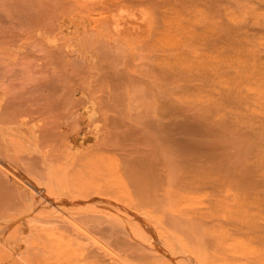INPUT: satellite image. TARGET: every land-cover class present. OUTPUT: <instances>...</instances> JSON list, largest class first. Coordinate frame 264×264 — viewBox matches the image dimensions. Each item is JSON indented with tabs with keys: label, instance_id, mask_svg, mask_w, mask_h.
<instances>
[{
	"label": "rangeland",
	"instance_id": "374dc122",
	"mask_svg": "<svg viewBox=\"0 0 264 264\" xmlns=\"http://www.w3.org/2000/svg\"><path fill=\"white\" fill-rule=\"evenodd\" d=\"M47 1L0 0V153L57 185L35 195L25 230L29 201L0 171V261L264 264V68L237 66L264 62V21L237 11L220 39L203 22L186 52L160 21L69 63L38 34Z\"/></svg>",
	"mask_w": 264,
	"mask_h": 264
},
{
	"label": "bare ground",
	"instance_id": "6f19581e",
	"mask_svg": "<svg viewBox=\"0 0 264 264\" xmlns=\"http://www.w3.org/2000/svg\"><path fill=\"white\" fill-rule=\"evenodd\" d=\"M45 1L40 0V2L42 3L43 2L45 3ZM47 2L53 3L55 7H53L52 11L54 12L47 13L45 16L46 18L43 20H46L48 21V23L52 24V27L47 28L46 31H41L38 34L41 35V34H46V32H48L52 34L58 41H60V46L63 49V53L66 54L65 56L68 57V58L65 57L66 60L68 59L67 60L68 62L69 59L74 60L73 57H75L76 59L77 57H79L81 60H85L89 63H95L94 57H96L95 55H97L96 52L100 48L103 49L104 45L111 44L112 46H114L112 43H114L115 41L116 46L114 47L119 48L121 45L127 43L130 40V38H132L133 40V38L135 37L139 38L141 35L149 31L151 32V30L153 32V28L156 27V25H158L157 27L159 28L160 21H162L160 26H162V23L163 24L166 23L169 25L172 24L173 27L168 26V28L171 27V30H173V38L175 41L174 46L177 49V51L180 52H183L184 50H185L184 52H186L187 51L186 49L192 46L195 39L200 40L201 36L206 37L205 34L201 35L199 33L200 26L203 27V25H205L203 24V22L207 24L206 25L207 27L205 26V28L208 27L212 28L211 29L212 34L214 33L213 37L215 35V38L217 39L219 38V36H222L223 34L222 30L224 23H226L225 20H227L228 22V20H230L231 18L240 15V13L238 14L237 11L243 13L244 12L251 13L250 11L252 10V12L254 11L256 15L259 16V18H261L264 21V0H49ZM139 11L141 12V14L138 16ZM38 15L40 16V18H43L42 15L37 14V16ZM140 16H141V21L142 19L146 21V22L142 21L144 22V24L139 20ZM135 17H139V18H135ZM134 18L136 20L138 19L137 21H140L141 23L135 24L133 21ZM167 30L169 31V29ZM42 36L43 35H41V37ZM205 37L202 39H206ZM193 45L194 47L197 46L195 44ZM111 47L110 49H112ZM167 49H171V48H167ZM200 52L202 51L200 50ZM117 53L120 54L119 51H117ZM237 66H242L244 68H252V67L264 68V62L257 61L253 63H243L242 65H237ZM0 144L2 145L1 141ZM1 145L0 148H3L1 147ZM4 145L5 144L3 142V146ZM3 150L6 151V149ZM11 156L2 157L0 153V171L2 173H5L6 176L8 175L10 177V179L14 182V185L16 184V187L19 189L20 192L23 191L22 193H24L26 197L24 198L25 202L29 201L27 204L24 202L25 204L23 203L24 205H22V211H23L22 223L25 230H30L32 223L30 222V218L31 219L33 218L32 216L33 213L35 212L34 203H36L37 201L35 200V195L36 197L37 195L42 197L43 196L42 192H45L46 195H47L46 192H54V190L57 187L55 183L56 175L55 172L50 169L48 175L42 177L44 179V180L42 179L43 182L41 181L38 183L39 180L36 181L31 176L33 175L31 171L32 169L30 170L29 168L31 172L30 173L28 168H26V166L23 165L24 162H26V160L25 161L21 160L20 162L18 159H16V157L14 158L13 156L12 157ZM19 156L21 157V155ZM22 158L24 159V156H22ZM47 176L48 178H46ZM28 182L31 184H28ZM32 185L34 187H38L39 189L34 188ZM38 204L39 202L37 203L38 208L42 206V205L38 206ZM73 210L74 209L68 210L69 211L68 216L71 215V218L70 219L69 217L67 218L68 219L67 222L71 221L72 224L75 223L73 222L75 220L74 219L75 217L72 216ZM72 217L74 220L72 219ZM170 218H171V221L169 223L170 228L174 232L184 234L188 237V239H191L193 241L198 240V234H199L197 229L198 227L195 224L187 220H184L182 218H176V217L173 218L170 217ZM0 262L2 264H12L11 261H0ZM118 262L126 263V261H118ZM128 262H130L129 264H146V262L144 261H128ZM179 262L180 264H190L192 261L191 262L179 261ZM179 262L177 264H179ZM13 263H15V261H13Z\"/></svg>",
	"mask_w": 264,
	"mask_h": 264
}]
</instances>
